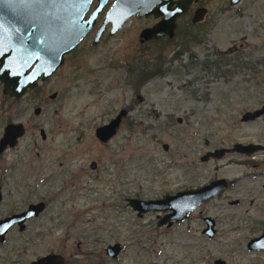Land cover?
I'll return each instance as SVG.
<instances>
[{
	"label": "rangeland",
	"instance_id": "1",
	"mask_svg": "<svg viewBox=\"0 0 264 264\" xmlns=\"http://www.w3.org/2000/svg\"><path fill=\"white\" fill-rule=\"evenodd\" d=\"M207 6L205 22L195 27L181 18L173 38L163 41L139 42V32L151 20L128 21L114 36L106 32L96 46L92 32L33 103L29 99L36 96H30V105L42 112L38 117L32 111L22 114L23 126L30 123L34 129L5 159L23 166L9 184L12 191H4L1 212L22 203L17 196L26 194L23 188L31 189L33 201L49 198L51 203L23 235L17 229L9 233L0 244V264H30L50 253L70 264L264 260L246 249L264 228V153L253 158L229 153L207 164L199 160L216 148L264 144V119L240 122L245 112L264 104V0H241L236 6L228 0H207ZM177 31L196 38H181ZM154 65H161L159 72H147L137 87L144 66L153 72ZM52 92L59 93L58 100L43 108L41 96ZM121 110L127 113L115 137L101 144L96 129ZM91 162L106 167L107 174L96 177ZM83 178L87 192L79 190ZM215 178L237 180L233 189L239 190L229 191L227 198L241 204L207 205L219 223L212 239L201 234L197 215L170 229L160 228L159 213L139 218L122 199H153ZM115 243L125 248L116 262L104 254Z\"/></svg>",
	"mask_w": 264,
	"mask_h": 264
},
{
	"label": "flooded vegetation",
	"instance_id": "2",
	"mask_svg": "<svg viewBox=\"0 0 264 264\" xmlns=\"http://www.w3.org/2000/svg\"><path fill=\"white\" fill-rule=\"evenodd\" d=\"M121 1L122 0H92L91 1L90 6L88 8V12L86 13V15L84 17V20H89L92 17L94 20V25H93L92 29L86 35V37H87L89 34H91L93 32L94 38L92 40V45H93V41L96 38V35L98 34V32L102 28V26H104L105 28L102 32L101 38L104 36V34L106 32H107L108 37L114 36L117 32L113 35H110V30L112 28V25L117 23L116 22L117 19H120L122 17L126 18L132 10H134L135 14L124 21L122 28L124 27V25L128 21L133 22V20H136V19L151 20L152 21V23L149 25L150 27H144L139 32V35L143 30L150 29V28L160 24L164 20V17H165V15H164L165 0H123V2L126 4H133L131 6L132 9L127 8L123 13L117 12L114 15H109V13H112L115 6ZM185 1H187V0H169V2L171 3L170 8L174 9L176 7L177 3H183ZM235 1L236 0H228V3L230 6H236L241 2V0H237V3H235ZM232 2H234V3H232ZM207 7H208L207 6V0H191L186 11L183 14H181L180 16H178L177 19L175 20V29L177 26V22L179 20H181V18H184V17H186V22H188V24L190 26L196 27V26L201 25L206 20V16L208 13ZM113 16L116 17L117 19H112L111 17H113ZM174 34H175V32H174ZM139 35H138V39H139ZM86 37L82 40V42L86 39ZM101 38H100V40H101ZM195 38H196V36H195ZM165 39H169V38L168 37H161L157 40H150L148 42L163 41ZM100 40H99V42H100ZM148 42H146V43H148ZM34 45H35V43H34L33 28L31 26L26 28L22 24H18L16 22H14L12 19H1L0 20V73L3 71L5 72L6 67H10L12 65L19 64V65H25L26 66V74H30L37 66V60H36V58H33V56H32V49H33ZM72 53L64 56V61L66 60V58L68 56H71ZM262 63L264 64V59L262 60ZM204 68L207 69L208 66L205 65ZM59 69H60V67L45 81H41V78L38 79L36 82L37 85L35 88H32V89L27 88L23 95L21 94V95H18L17 97L12 96V95L4 92L5 84L0 79V212H1L2 205L6 202L4 195H6V192L10 193L12 191L9 188V184H11L13 182V180L16 181V179H14V177L17 174L15 171L18 170L19 167L23 166L22 163H18L17 161H15L14 163H7V162H5V159H6L7 155L17 151L18 147L21 145V141H22L23 137L26 135L28 130L30 131L31 128L34 129V125L33 124L31 125L30 123H27L26 126H23V124L21 122L22 114H23V112H27V111H32L34 116H36V117H38L41 114L42 108L35 107L33 109L32 105H30V103H33L35 98L37 99V96L39 95V92L41 91V89H44L45 88L44 86L48 85V83L51 81V79L57 73V71ZM30 96H36V97L31 98ZM29 98H31V99H29ZM58 98H59V93H57V92L48 93L46 98L45 97L42 98V96H41V104L43 105V108H45L48 104L54 103L56 100H58ZM28 99L30 100V103H29ZM25 103H26V105H24ZM23 105H24V108H23ZM262 107H264V104L260 105L257 109L253 110L252 112L260 110ZM126 113H127V111H126ZM122 118H121V121H122ZM262 119H264V114L259 116L258 118H256L254 121H250V122H246V123L257 122V121H260ZM121 121H120V124H121ZM240 122H241V119H240ZM242 123H244V122H242ZM120 124H119V126H120ZM118 128H117V130H118ZM97 129H99V128H97ZM117 130H116V133H117ZM39 134H40L42 141H45L47 139L46 134L44 133L43 130H40ZM115 135L109 141H111L115 137ZM95 138L99 141V139L96 137V131H95ZM109 141H107L105 143H103L101 141H99V142L101 144H106ZM237 144H241V143H237ZM242 145H248V144H242ZM254 145H257V146H260L261 148H264V144L263 145L254 144ZM233 146L231 148H233ZM231 148H222L221 147V148H216L213 151H207V152H205L204 155H202L200 157L199 160L203 164H207V162H209L210 160H214V159L219 160V159L223 158L226 154H229V153L224 154V156L219 158V159L209 157V159L207 161H202V158H204V156H206L207 154L216 152L217 150H222V149H228L229 150ZM257 153H259V154L264 153V150L257 151L256 153L252 154L250 156V158H253ZM232 154H237V153H232ZM239 155H241V154H239ZM243 156H246V155H243ZM246 157H249V156H246ZM89 169L91 172H93L94 174L97 175L96 177L99 176L101 178L102 175L107 174V168L106 167L105 168L99 167V166H97V164L95 162L90 163ZM129 172H130V168L127 167L126 172H125L126 183L128 181L127 178H128ZM79 174H81L80 176L83 175L82 172H80ZM112 174L113 173H111L110 175H112ZM84 176H86V174ZM98 180H100V179H96V181H98ZM219 180H225V182H226V187L223 189V191L221 193H219V195H217L216 197H214L210 200H207L204 203H202L201 205H199L191 213L186 215V217L183 220H181V221H167L162 226H160V228L170 229L174 225H177V224H180L183 222H187L194 215H197L198 218L201 219V222L203 225L202 230H201V234L203 236L209 238V239H212L218 233L219 223H218V220L216 217L209 214V210L206 209V207L209 203H211L213 201H217V202L219 201L222 203L227 202L228 205H230V206H239L241 204V201H239L237 198H233V199L227 198L229 196L228 195L229 191L233 190V192L235 193L239 190V189H233L234 185H236L235 183L238 182L237 180L236 181H229L226 178H215V179L208 181L205 184L193 185V186H190L188 188L178 189L174 192H168V193L162 194L159 197H155L153 199H147V200H141V201L159 200V199H163L167 196H174L178 193L186 192L188 190L198 191V190H200L204 187H207L210 184H212L216 181H219ZM86 184H87V180L85 178H83V180L80 181L78 184L79 190H81V191L84 190L85 192H87L88 190L86 189ZM64 186L65 187L68 186L67 181L64 183ZM24 187L28 188V186L26 184L24 185ZM126 187H127V189L124 192V195L127 196L129 194L128 183L126 184ZM15 190H17L18 194H22V192H23V194L26 193L25 195H18L17 196L18 197L17 199H19V202L20 203L22 202V203L20 205H15V206L9 205L7 207V210L2 211L0 213V214H3L0 217V221L5 220V219L14 218V217H19L22 215H29V214L30 215L28 216V218L24 222L19 223V224L15 223L12 226H10V228L5 233L4 242H2L0 244L5 243L6 238L8 237L9 233L12 230L17 229L18 232L23 235L26 232V230L29 228V226L32 222L38 221L40 219V217H42L44 215V213L46 212L47 208L49 207V205L51 203L49 198L45 202L44 201H38V200L33 201L32 200L33 193H31L30 188L20 189L22 192L19 189H15ZM4 191H6V192L4 193ZM121 191L119 192L120 195H122ZM74 193H78L76 188H75ZM260 193H261V195L264 196V186L261 187ZM122 199H124V201H126L127 206L133 212H135L129 206L128 200H130V199H128L127 197L122 198ZM132 199H134V198H132ZM138 200H140V199H138ZM8 201L14 202L11 199H9ZM23 203H24V205H23ZM38 204L43 205V210L41 212L32 211V209H33L32 207H34ZM203 208H205V209H203ZM27 213H29V214H27ZM135 213H136V216L138 217V213L137 212H135ZM169 214H171L170 211L162 210L159 213V221L161 219L165 218ZM142 215L143 214H141L140 217H142ZM157 226H158V223H157ZM206 232H208L210 235L207 234ZM263 233H264V228L260 231V233L257 236L250 238L246 244V249L248 250L247 245L251 240L259 238L260 236L263 235ZM116 246L118 247V249H117L118 252L116 253V255L109 256L107 254L108 248L116 247ZM124 249L125 248L121 247V245L119 243H115L113 245H108L104 251V254L107 258L116 262L119 259V257L123 254ZM248 251L261 254L262 257L264 258V238L262 239V249L261 250H248ZM48 256L60 257L63 260V264H70V262H68V260H66L64 256L57 254V253L47 254L43 257L36 259L35 261L30 262V264L35 263V262L39 261L40 259H43V258L48 257ZM216 261H222V262H216ZM208 263L209 264H264V260L262 262H225L223 260L218 259V260H215L214 262H208Z\"/></svg>",
	"mask_w": 264,
	"mask_h": 264
},
{
	"label": "water",
	"instance_id": "3",
	"mask_svg": "<svg viewBox=\"0 0 264 264\" xmlns=\"http://www.w3.org/2000/svg\"><path fill=\"white\" fill-rule=\"evenodd\" d=\"M91 1L92 0H0V20L12 19L14 22L22 24L26 28L30 26L33 28L35 45L32 49V56L37 60V66L30 74H26L25 65L19 64L6 67L5 72L3 71L0 73V79L5 84V93L16 97L21 94L23 95L27 88L32 89L36 87L38 79L41 78V81H45L61 67L64 62V56L69 55L77 49L78 45L94 25L93 17L89 20H84ZM190 2L191 0L177 3L176 7L171 9L169 0H165L164 20L150 29L143 30L139 35V42L144 44L150 40H157L161 37L173 38L175 20L186 11ZM235 3H237V0ZM132 5L133 4H126L122 0L115 6L113 12L109 13V15H114L117 12L123 13L127 8L132 9ZM134 14L135 12L132 10L126 18L122 17L117 19L114 16L111 17L112 19H117V23L112 25L110 35L118 32L122 28L124 21ZM104 28L105 27L102 26L99 30L93 41V46L98 44ZM125 113L124 110H121L113 120L96 130V137L99 141L105 143L116 134L121 118L125 116ZM263 114L264 107L254 112H246L242 115L241 122L246 123L254 121ZM163 149L167 150V146L164 145ZM259 150H264V148L254 144H235L233 148L229 150L222 149L207 154L202 158V161H207L209 157L219 159L226 153L251 156ZM225 187V180H219L198 191L188 190L174 196H167L163 199L153 201L130 199L128 203L129 206L138 213V217H140L141 214L151 211L157 213H160L162 210L170 211L171 214L158 222V226L160 227L167 221L183 220L186 215L191 213L199 205L219 195ZM32 208V211L41 212L43 210V205L38 204ZM29 215H22L0 221V243L4 242L5 233L10 226L15 223L19 224L24 222ZM206 233L209 234L208 232ZM263 238L264 233L259 238L251 240L247 245L248 250H261ZM117 249V246L108 248L107 254L109 256H114L118 252ZM32 264H63V260L57 256H48Z\"/></svg>",
	"mask_w": 264,
	"mask_h": 264
},
{
	"label": "trees",
	"instance_id": "4",
	"mask_svg": "<svg viewBox=\"0 0 264 264\" xmlns=\"http://www.w3.org/2000/svg\"><path fill=\"white\" fill-rule=\"evenodd\" d=\"M190 32H187V31H183V32H181V33H179V31H177V35L179 36V37H181V38H183V37H186V36H188L190 39H195V35H191V34H189ZM160 64V63H159ZM160 66L161 65H158V66H156V65H154V70H153V72H151L152 71V69H145V67H147V66H144V68L142 69V76L141 77H139V80L136 82V85H137V87H138V85H141L142 84V77H144L146 74H147V72L148 73H150L151 74V76H153V75H155L156 73H158L159 72V68H160ZM142 79V80H141Z\"/></svg>",
	"mask_w": 264,
	"mask_h": 264
}]
</instances>
